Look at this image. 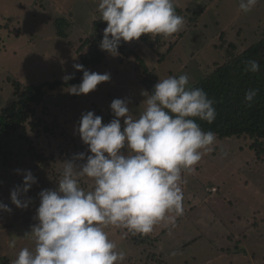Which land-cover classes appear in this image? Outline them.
I'll return each instance as SVG.
<instances>
[{
	"label": "rangeland",
	"instance_id": "rangeland-1",
	"mask_svg": "<svg viewBox=\"0 0 264 264\" xmlns=\"http://www.w3.org/2000/svg\"><path fill=\"white\" fill-rule=\"evenodd\" d=\"M239 2L173 0L177 14L184 17L179 32L121 40L128 46L136 42L144 65L120 52H107L102 64L88 70L108 73V81L87 94H69L64 87L48 92L29 119L40 123H26L5 138L9 145L3 146L8 154L5 167L0 162V203L11 211L0 209V264H13L21 248H34L26 234L38 223V193L58 187L63 162L83 152L85 159L75 160L79 166L91 154L76 131L82 113L92 111L107 124L114 118L110 104L119 98L128 102L131 115L138 116L144 108L145 80L156 83L188 74L191 86L257 42L264 34V0L248 13L240 10ZM98 4L99 0H0V113L18 99L16 82L21 90L77 71L73 65L93 46L92 24L101 19ZM61 18L66 37L57 35ZM119 119L123 125L124 118ZM248 144L233 136L217 138L214 150L203 154L193 171L182 172L184 214L176 216L174 225L158 222L147 235H125L126 229L107 227L117 251L125 253L120 264H264V154L255 156ZM26 170L36 183L19 197L30 198L27 207L18 208L10 193L22 186ZM80 183L88 190L92 181L81 177ZM12 239L14 248L9 247Z\"/></svg>",
	"mask_w": 264,
	"mask_h": 264
},
{
	"label": "clouds",
	"instance_id": "clouds-1",
	"mask_svg": "<svg viewBox=\"0 0 264 264\" xmlns=\"http://www.w3.org/2000/svg\"><path fill=\"white\" fill-rule=\"evenodd\" d=\"M257 3L240 0L239 8L248 13ZM98 10L107 22L99 47L112 56L119 55L121 40L130 42L142 34L169 36L184 25L173 0H99ZM73 67L82 71V79L67 87L69 94H87L110 79L108 73L90 72L81 64ZM245 71L258 72L259 63L245 61ZM70 79L71 74L63 77ZM189 85L188 74L158 80L150 95L142 92L144 108L135 117L128 102L119 98L110 104L114 118L107 124L92 111L82 113L76 131L91 154L79 166L75 160L85 159L83 152L64 161L58 187L38 193V223L26 234L34 248H21L13 264H120L125 253L117 251L107 227L126 229L125 235H147L158 222L175 224L176 216L183 214L182 172L193 171L202 155L214 150L217 139L197 122L215 120L214 101ZM258 91L247 90L245 101L250 104ZM81 177L91 179L88 190L81 186ZM33 183L36 178L26 170L22 186L10 193L18 208L27 207L30 198L19 197ZM0 209L11 211L3 203ZM15 244L9 241V247Z\"/></svg>",
	"mask_w": 264,
	"mask_h": 264
},
{
	"label": "trees",
	"instance_id": "trees-1",
	"mask_svg": "<svg viewBox=\"0 0 264 264\" xmlns=\"http://www.w3.org/2000/svg\"><path fill=\"white\" fill-rule=\"evenodd\" d=\"M174 7L178 11L177 7ZM62 21H64L63 18L57 20V35L66 37L65 27L60 25ZM106 23V21L99 19L92 24L95 33L93 39L91 38L93 46H91L89 52L82 54L79 61V64L87 70L89 67L102 64L104 55L107 53L99 47L103 37V29L107 26ZM87 43L88 40H85L83 45ZM135 46L136 42L131 43L129 46L119 44L118 52L126 57L139 59L141 65H144ZM149 46L152 47L151 44ZM83 47L81 46V48ZM247 60H256L259 63V71H245V61ZM81 79L82 71L77 70L72 74V79L68 81L54 80L37 85L29 84L22 88L23 90H20V82H16L18 99L3 108L0 113V162L3 167L6 165L3 162L8 156L7 152H4L3 146L9 145V142L4 141L5 138L9 137L18 128H23L26 123L36 127L35 125L40 122L35 124L34 120L29 119L33 117L36 105H40L44 101L46 94L61 87L67 88L69 85H77L81 82ZM141 84L149 94L152 93L155 85L153 81L145 80ZM190 87L203 89L208 98L214 101L216 118L212 123L197 120L202 129L213 131L217 138L233 136L248 141V146L255 156L264 154V34L257 42L238 55H234L229 60L216 65L210 73ZM249 89L259 90L250 104L244 99L245 93ZM45 129L46 132H52L47 127ZM135 242H140L139 236L135 237Z\"/></svg>",
	"mask_w": 264,
	"mask_h": 264
}]
</instances>
